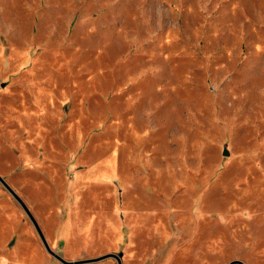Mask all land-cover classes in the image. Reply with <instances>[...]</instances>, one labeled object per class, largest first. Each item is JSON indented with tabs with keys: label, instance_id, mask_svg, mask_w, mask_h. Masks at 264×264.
Instances as JSON below:
<instances>
[{
	"label": "rangeland",
	"instance_id": "1",
	"mask_svg": "<svg viewBox=\"0 0 264 264\" xmlns=\"http://www.w3.org/2000/svg\"><path fill=\"white\" fill-rule=\"evenodd\" d=\"M0 175V264H264V0H0Z\"/></svg>",
	"mask_w": 264,
	"mask_h": 264
},
{
	"label": "water",
	"instance_id": "2",
	"mask_svg": "<svg viewBox=\"0 0 264 264\" xmlns=\"http://www.w3.org/2000/svg\"><path fill=\"white\" fill-rule=\"evenodd\" d=\"M0 181L5 185V187L15 196V198L20 202V204L22 205V207L24 208V210L26 211V213L28 214V216L31 218V220L33 221L38 234L45 246V248L47 249V251H49L51 254H53L55 257H57L58 259H60L63 262L66 263H71L72 261H68L66 259H64L61 255H59L58 253H56L49 245L48 241L46 240L42 230L40 229V227L38 226L36 220L34 219L33 215L31 214L30 210L28 209V207L26 206V204L24 203V201L18 196V194L14 191V189L5 181V179L0 175ZM106 256H113L116 258L117 260V264H121V260L120 257L117 253H107L105 255H101L99 257H96L94 259H86L85 261L88 260H98L100 258L106 257ZM234 263H239V264H245L242 260L240 259H232L230 260L227 264H234Z\"/></svg>",
	"mask_w": 264,
	"mask_h": 264
}]
</instances>
